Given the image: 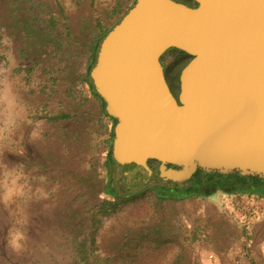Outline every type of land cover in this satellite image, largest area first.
<instances>
[{
  "label": "rangeland",
  "instance_id": "obj_1",
  "mask_svg": "<svg viewBox=\"0 0 264 264\" xmlns=\"http://www.w3.org/2000/svg\"><path fill=\"white\" fill-rule=\"evenodd\" d=\"M119 1L0 0V83L11 88L0 103V264H83V245L105 264H264V192L156 195L152 187L173 186L156 179L110 210L109 177L124 186L120 167L104 165L115 121L97 116L87 70ZM49 4L58 45L48 41ZM177 54L164 53L176 80ZM63 109L70 117L55 121Z\"/></svg>",
  "mask_w": 264,
  "mask_h": 264
},
{
  "label": "water",
  "instance_id": "obj_2",
  "mask_svg": "<svg viewBox=\"0 0 264 264\" xmlns=\"http://www.w3.org/2000/svg\"><path fill=\"white\" fill-rule=\"evenodd\" d=\"M193 1L134 0L88 72L128 190L196 170L264 179V0ZM169 48L191 56L176 95L159 60Z\"/></svg>",
  "mask_w": 264,
  "mask_h": 264
},
{
  "label": "trees",
  "instance_id": "obj_3",
  "mask_svg": "<svg viewBox=\"0 0 264 264\" xmlns=\"http://www.w3.org/2000/svg\"><path fill=\"white\" fill-rule=\"evenodd\" d=\"M133 3H134V1H133ZM193 3L195 4V2H193ZM126 11H127V9L125 11H123L122 15ZM48 15H49L48 26H47V32L49 33V35H48V41L51 44L58 45L59 42H57L58 40H56V37H57V34H56V24L57 23L55 21V15L51 12L50 4L48 6ZM121 16L119 17V19L121 18ZM119 19L115 23H117L119 21ZM113 25H111L110 27H108L106 29L100 28V30H101V32H100V39H99V41H97V37L96 38L95 37L93 38V41L91 42V45H90L91 48H92V50H94L96 44H97V49H98V47H99L98 45H99L101 39L108 32V30H110V28ZM70 29H71V27L69 25H67V28H66L65 32H69ZM29 32H30V30H28L27 33H29ZM181 53H182L181 56L179 58H177L175 60V62L178 65H181L183 67V65L190 59L191 56L189 54H186L183 51H181ZM94 63H95V58L92 59V57L90 56L89 57V60H88V66H89V68H91ZM89 68H88L87 72L89 71ZM178 71L176 73V76L178 74ZM82 75H83V78L85 79V81H87V74H82ZM177 92L178 91L174 90L175 95L177 94ZM90 93L99 100L100 104H102L101 106H99L97 108V111H96L97 116H99V115L102 116L103 115V116H106V117H108V118H110V119H112V120L115 121V119L113 117L109 116L106 113L105 109L103 108L104 101L100 98V96L97 93H95L94 90L90 91ZM68 105H70V104H68ZM71 111H72L71 109H68V110L67 109H63V110H61L59 113H56L57 116L54 115L55 116L54 117V120L57 121V120L60 119V121H62L65 118L70 117ZM73 140H75V139L73 138ZM75 158H77V156ZM115 163L116 162L111 157V152H110V149H109V151L107 152V155H106V158H105V164H104L105 167H106V170L108 172H113L114 171V168H115L114 167V164ZM149 164L151 165V167H154V166L157 165V161L156 160H149ZM213 174H220V175H223L224 177H226L228 179L230 178V179L235 180L237 186L240 187V189H250V190H253L254 189V191H257L258 190L260 192H264V179L263 178H260V177H257V176H243V175H240V174H238L236 172H232V173H228V174H221V173H217V172H208V175H213ZM157 180L165 181V180H163L160 177H158ZM170 183L173 184L172 187H167V186L162 187V186H157L156 185V187H154V188L152 187V190H153V192H155L156 195H169V196H175V197L176 196L177 197L178 196H183V195H187V193H189V194L191 193L190 190H189V192L186 191V188L181 185V182H178V183L170 182ZM146 185H148V184H145L142 187H145ZM158 188L160 190H163V189L164 190H171L172 193L162 194V193H160V192H158L156 190ZM104 192L106 194H109L112 197V200H110L109 201L110 203L108 204V206L110 207V210L111 211H115L116 210V206L118 205L119 202H121L119 199H123L124 200L125 197H128L131 194H134L133 192H128V189L125 188V185L122 186V189L120 188V190H119V187H117V185L111 181V177H109V181L106 184V187H105ZM102 212L103 213H107V210H104V208H102ZM99 221H100L99 218H97V216L95 214V216L93 217V220H92V223L94 224V226H96ZM94 228H96V227H94ZM90 239L92 241H94V233H92ZM73 241H75V239H73ZM76 252L80 256L81 260L83 261V264H105L106 261L108 260L107 257H99L98 255L92 254L91 249L89 247L84 246V245L82 247L77 248V251Z\"/></svg>",
  "mask_w": 264,
  "mask_h": 264
},
{
  "label": "flooded vegetation",
  "instance_id": "obj_4",
  "mask_svg": "<svg viewBox=\"0 0 264 264\" xmlns=\"http://www.w3.org/2000/svg\"><path fill=\"white\" fill-rule=\"evenodd\" d=\"M187 5H193L194 3L189 2L186 3ZM165 53V52H164ZM164 53H162L159 57L160 63L163 68V74L164 78L168 84L169 89L174 93L173 84H177L179 86V74L177 76V80L175 79V76L167 71L166 64L164 61ZM181 55H173L172 59L175 60L179 58ZM172 60V61H173ZM156 167V166H154ZM157 178H154L152 180H156ZM151 180V181H152ZM181 185L186 188V191H191L190 194H198V193H214L217 190L219 191H225V192H232V191H238L240 187L237 186L235 180L228 179L220 174H213L208 175V172H202L200 170H196L191 177H189L187 180L182 181ZM183 187V188H184ZM189 193H187L188 195Z\"/></svg>",
  "mask_w": 264,
  "mask_h": 264
},
{
  "label": "crops",
  "instance_id": "obj_5",
  "mask_svg": "<svg viewBox=\"0 0 264 264\" xmlns=\"http://www.w3.org/2000/svg\"><path fill=\"white\" fill-rule=\"evenodd\" d=\"M133 1L134 0H120L118 4L115 6V10L125 11L126 9L131 7V5L133 4ZM0 72H1V68H0ZM10 94H11L10 83L4 82L2 85L0 83V103L3 100L4 102L9 103V100L11 99Z\"/></svg>",
  "mask_w": 264,
  "mask_h": 264
}]
</instances>
